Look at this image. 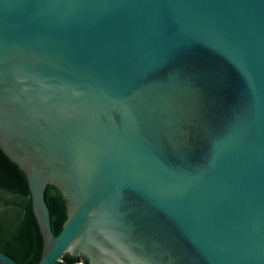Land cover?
<instances>
[{
    "label": "water",
    "instance_id": "obj_1",
    "mask_svg": "<svg viewBox=\"0 0 264 264\" xmlns=\"http://www.w3.org/2000/svg\"><path fill=\"white\" fill-rule=\"evenodd\" d=\"M0 147L37 264H264V0H0Z\"/></svg>",
    "mask_w": 264,
    "mask_h": 264
},
{
    "label": "trees",
    "instance_id": "obj_2",
    "mask_svg": "<svg viewBox=\"0 0 264 264\" xmlns=\"http://www.w3.org/2000/svg\"><path fill=\"white\" fill-rule=\"evenodd\" d=\"M52 228L58 234L67 218V202L53 185L46 189ZM0 249L21 264H37L43 236L33 211L32 194L25 173L0 147ZM56 264H88L83 256L65 254Z\"/></svg>",
    "mask_w": 264,
    "mask_h": 264
}]
</instances>
